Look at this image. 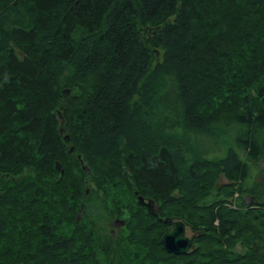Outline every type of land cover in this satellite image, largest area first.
I'll use <instances>...</instances> for the list:
<instances>
[{
	"label": "trees",
	"instance_id": "1",
	"mask_svg": "<svg viewBox=\"0 0 264 264\" xmlns=\"http://www.w3.org/2000/svg\"><path fill=\"white\" fill-rule=\"evenodd\" d=\"M258 166L264 0H0V264H264Z\"/></svg>",
	"mask_w": 264,
	"mask_h": 264
},
{
	"label": "water",
	"instance_id": "2",
	"mask_svg": "<svg viewBox=\"0 0 264 264\" xmlns=\"http://www.w3.org/2000/svg\"><path fill=\"white\" fill-rule=\"evenodd\" d=\"M72 151H73V148L70 149V152ZM78 159L81 162L80 156H78ZM55 168L56 170L60 171V174L62 177L63 171L60 169V166L58 163L56 164ZM82 168L84 171H88L86 166L83 165ZM136 200L141 206L146 208L149 214H155L154 209H153L154 203L152 200L144 199L141 196H137ZM77 218H79V215L77 216ZM118 222L123 224L122 221L118 220ZM165 222H170L172 224V230L162 235V237L160 238L161 246L167 253L171 255L186 254L191 244H190L189 239H187L184 235L185 226H186L185 223L180 220H172V219H165Z\"/></svg>",
	"mask_w": 264,
	"mask_h": 264
},
{
	"label": "flooded vegetation",
	"instance_id": "3",
	"mask_svg": "<svg viewBox=\"0 0 264 264\" xmlns=\"http://www.w3.org/2000/svg\"><path fill=\"white\" fill-rule=\"evenodd\" d=\"M153 209H154V212H155V214H151L152 216H154V217H157L158 215H157V208H156V206L154 205L153 206ZM159 219V218H158ZM165 219H172V218H165ZM165 219L163 220L164 221V223L165 224H167V230L162 234V235H164L165 233H167V232H169V231H171L172 230V224L170 223V222H165ZM160 220V219H159ZM172 220H176V219H172ZM114 227H119V226H122L123 224H121V223H119L117 220L114 222ZM186 226H185V233H184V235H185V237L187 238V239H189V241H190V247H189V249H188V251H187V253L186 254H183V255H190L192 252H194L195 250H196V242H195V240L196 239H198L199 238V236H200V231H195V230H193V229H191L187 224H185ZM162 235L160 236V238L162 237ZM160 238H159V244H160ZM160 246H161V244H160ZM238 246V249L241 251H243V245H237ZM162 247V246H161ZM236 247V246H235ZM235 247H234V249H233V251L235 252V253H237L236 251H235ZM162 249H163V247H162ZM164 250V249H163ZM165 251V250H164ZM166 252V251H165ZM239 253H242V252H239ZM166 254L168 255V258L170 257H177V256H182V255H171V254H169V253H167L166 252ZM172 260V259H171ZM170 260V261H171Z\"/></svg>",
	"mask_w": 264,
	"mask_h": 264
},
{
	"label": "rangeland",
	"instance_id": "4",
	"mask_svg": "<svg viewBox=\"0 0 264 264\" xmlns=\"http://www.w3.org/2000/svg\"><path fill=\"white\" fill-rule=\"evenodd\" d=\"M229 128H230L229 135L232 137L236 133V130L232 129V128H237V127H235L233 125H229ZM240 154H241L242 158L244 159L245 158L244 153L240 152ZM263 168H264V166H258V168L257 167L256 168H252L251 172H250V178H249L248 181L249 182H253V180L260 179L261 176H259L258 172H259V170L261 171ZM235 251L237 253L242 252V250L240 251L238 249V246L235 247Z\"/></svg>",
	"mask_w": 264,
	"mask_h": 264
}]
</instances>
